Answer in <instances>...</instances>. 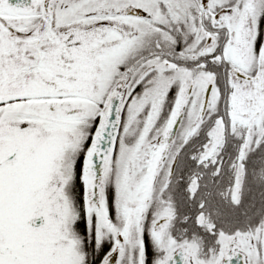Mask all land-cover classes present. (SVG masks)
<instances>
[{
	"label": "snow or ice",
	"instance_id": "obj_1",
	"mask_svg": "<svg viewBox=\"0 0 264 264\" xmlns=\"http://www.w3.org/2000/svg\"><path fill=\"white\" fill-rule=\"evenodd\" d=\"M0 264H264V0H0Z\"/></svg>",
	"mask_w": 264,
	"mask_h": 264
}]
</instances>
